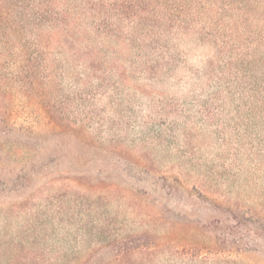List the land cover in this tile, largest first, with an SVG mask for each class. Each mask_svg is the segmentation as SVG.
<instances>
[{"label":"trees","instance_id":"trees-1","mask_svg":"<svg viewBox=\"0 0 264 264\" xmlns=\"http://www.w3.org/2000/svg\"><path fill=\"white\" fill-rule=\"evenodd\" d=\"M8 80L61 98L44 106L47 129L94 137L135 165L214 156L264 221V0H0ZM144 234L119 235L108 257L81 264H153L160 248ZM15 258L3 264H51Z\"/></svg>","mask_w":264,"mask_h":264},{"label":"rangeland","instance_id":"rangeland-1","mask_svg":"<svg viewBox=\"0 0 264 264\" xmlns=\"http://www.w3.org/2000/svg\"><path fill=\"white\" fill-rule=\"evenodd\" d=\"M39 85L0 81V264L18 254L51 264L92 255L96 263L110 254L109 241L144 233L142 241L160 248L153 264H210L215 253L222 257L214 264H264L255 234L264 221L248 208L254 195L219 174L214 156L170 157L157 168L127 162L94 137L47 129L44 106L61 98ZM249 209L254 219L246 222Z\"/></svg>","mask_w":264,"mask_h":264}]
</instances>
